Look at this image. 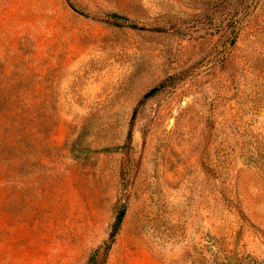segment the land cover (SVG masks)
<instances>
[{
  "label": "rangeland",
  "instance_id": "374dc122",
  "mask_svg": "<svg viewBox=\"0 0 264 264\" xmlns=\"http://www.w3.org/2000/svg\"><path fill=\"white\" fill-rule=\"evenodd\" d=\"M0 119V264H264V0H0Z\"/></svg>",
  "mask_w": 264,
  "mask_h": 264
},
{
  "label": "trees",
  "instance_id": "16d2710c",
  "mask_svg": "<svg viewBox=\"0 0 264 264\" xmlns=\"http://www.w3.org/2000/svg\"><path fill=\"white\" fill-rule=\"evenodd\" d=\"M108 17L110 19H114L115 21H118V22L120 21L125 25L127 24L130 27H134V28L137 27L136 24H134L132 21H130L129 18H127L125 16H121L119 14H110ZM157 92H158V88L152 90L148 94V96L155 95ZM1 109L4 110L5 108H1ZM125 215H126V209L124 208L117 217V221H116V225H115V229H114V234L117 233L118 230L120 229V225H121ZM213 264H252V263L247 258L243 259L239 256H234V257H231V259H227V258L221 257L217 254Z\"/></svg>",
  "mask_w": 264,
  "mask_h": 264
}]
</instances>
